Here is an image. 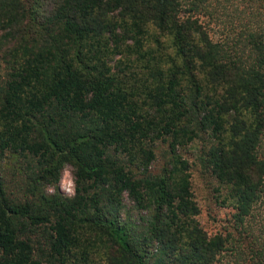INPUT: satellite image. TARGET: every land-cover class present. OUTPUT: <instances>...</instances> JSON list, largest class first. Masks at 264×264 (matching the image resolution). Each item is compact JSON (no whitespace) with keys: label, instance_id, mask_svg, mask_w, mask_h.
Here are the masks:
<instances>
[{"label":"trees","instance_id":"trees-1","mask_svg":"<svg viewBox=\"0 0 264 264\" xmlns=\"http://www.w3.org/2000/svg\"><path fill=\"white\" fill-rule=\"evenodd\" d=\"M1 65L0 264H264V0H0Z\"/></svg>","mask_w":264,"mask_h":264},{"label":"rangeland","instance_id":"rangeland-1","mask_svg":"<svg viewBox=\"0 0 264 264\" xmlns=\"http://www.w3.org/2000/svg\"><path fill=\"white\" fill-rule=\"evenodd\" d=\"M211 36L217 40L219 33L214 28ZM3 65L0 66V76L4 75ZM205 139L196 140L182 148L180 153L190 164L191 184L193 199L198 207L197 220L204 231L210 236L216 233L230 231L232 210L220 203L217 190L219 189L216 179L200 164V156L205 150ZM165 147H161L157 153L160 157ZM65 196H73V169L66 166L62 172L60 182L56 188ZM49 192L55 188L48 187Z\"/></svg>","mask_w":264,"mask_h":264}]
</instances>
